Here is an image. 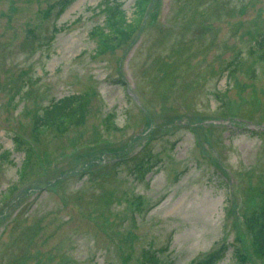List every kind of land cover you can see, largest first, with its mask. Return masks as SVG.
<instances>
[{
	"label": "rangeland",
	"instance_id": "obj_1",
	"mask_svg": "<svg viewBox=\"0 0 264 264\" xmlns=\"http://www.w3.org/2000/svg\"><path fill=\"white\" fill-rule=\"evenodd\" d=\"M60 1L0 0V264H235L264 189V0H154L98 57L102 0ZM80 94L83 123L35 140Z\"/></svg>",
	"mask_w": 264,
	"mask_h": 264
},
{
	"label": "trees",
	"instance_id": "obj_2",
	"mask_svg": "<svg viewBox=\"0 0 264 264\" xmlns=\"http://www.w3.org/2000/svg\"><path fill=\"white\" fill-rule=\"evenodd\" d=\"M154 0H134L132 18L126 15L123 3L118 0H102L94 9L103 14V23L91 29L90 39L94 40L95 56H103L115 52L128 44L140 31L146 17L149 16L150 8ZM74 0H62L59 2L57 16H60L73 3ZM48 12V11H47ZM259 49H263L264 36L258 40ZM264 62V50L261 55ZM87 105L85 94L70 95L59 100H53L44 108L42 115L36 119L33 129L34 139L47 131H54L59 135L68 132L69 128L77 127L83 123L84 112ZM110 122H113L110 120ZM17 149L25 154L20 169V178H23L29 167L33 153L30 147L25 149L17 145ZM261 207L256 213H252L245 221V229L250 236L249 246L243 245L241 239H237L239 246H234L233 258L235 264L255 263L256 260L264 259V189L262 190ZM229 246L224 244L209 252L204 258L195 261V264H217L226 256ZM141 264H158V254L155 251H145Z\"/></svg>",
	"mask_w": 264,
	"mask_h": 264
}]
</instances>
